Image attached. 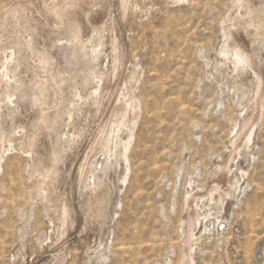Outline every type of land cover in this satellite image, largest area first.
<instances>
[{"label": "rangeland", "instance_id": "obj_1", "mask_svg": "<svg viewBox=\"0 0 264 264\" xmlns=\"http://www.w3.org/2000/svg\"><path fill=\"white\" fill-rule=\"evenodd\" d=\"M263 1L0 0V264H264Z\"/></svg>", "mask_w": 264, "mask_h": 264}, {"label": "bare ground", "instance_id": "obj_2", "mask_svg": "<svg viewBox=\"0 0 264 264\" xmlns=\"http://www.w3.org/2000/svg\"><path fill=\"white\" fill-rule=\"evenodd\" d=\"M249 0H238V3L242 2H246ZM258 1V0H257ZM264 2V1H263ZM256 3V2H255ZM240 4V5H241ZM244 7V6H243ZM250 7V6H249ZM259 7V6H258ZM257 8V7H256ZM255 8V10H256ZM259 9V8H258ZM262 9V8H261ZM264 9V8H263ZM254 10V11H255ZM247 14V13H246ZM54 16L51 15L50 13L47 12L45 20L46 22H53ZM254 21V20H253ZM252 26V25H251ZM223 54L225 55H229L231 57V60L233 62H235L236 64H242V65H246V66H252L254 74L258 80L259 86H261L262 84H260V76H259V71H258V56L256 53V49H254V47L248 43V41L246 40V38L244 37L243 33H241V31H236V32H229L228 37H227V43L226 45L222 48L221 51ZM221 56V55H220ZM228 56V57H229ZM42 58V57H41ZM43 60L46 61L45 57L43 56ZM230 62V61H229ZM5 68V66H3ZM238 67V66H237ZM239 68V67H238ZM243 68V67H242ZM250 69V68H249ZM260 70V69H259ZM5 71V70H4ZM3 79V78H2ZM0 79V141L4 138L5 133H4V129H3V125H2V113L3 111L8 107L7 104L8 103H12L13 101L10 100L12 97H14L15 95H19V101L17 102H22V96L24 95L23 92L25 91V88H27L24 84L18 83V81H16L15 79L13 81H8L6 80H2ZM262 87V86H261ZM259 89V87H258ZM39 92L42 94V92L39 90ZM258 92V90H257ZM39 93V94H40ZM35 95V94H31V97H29L28 99V105L30 106H36L38 103H40L41 95ZM257 94V93H256ZM258 95V94H257ZM261 107H263V102H261ZM252 121V120H251ZM45 122H47V118H45V116H43L42 114L39 115L38 117L34 118L33 121L31 122V132L33 131L34 128H40L41 126H45ZM244 126H246L249 124V120L246 118L244 120ZM250 125V124H249ZM255 127V126H254ZM245 128V127H244ZM253 129V128H252ZM35 130V129H34ZM242 130V129H241ZM247 130V129H246ZM239 134V133H238ZM235 135V134H234ZM237 136V135H236ZM243 144L244 142H249L251 143L252 140V132L249 131V133H246V135L243 134ZM30 140H29V147L33 146V133L29 135ZM241 137V136H240ZM239 139V138H238ZM237 139L234 140H230V146H233V144H235L234 142ZM242 141V140H241ZM239 142V141H238ZM240 144V143H239ZM242 144V143H241ZM237 145V144H236ZM247 145V144H244ZM246 147V146H245ZM239 148V147H238ZM127 151L126 147H123V157L125 156L124 154H126L125 152ZM232 151V150H231ZM122 155V154H121ZM52 160L56 161V152L52 153ZM224 172L227 173L229 172V168L228 166H225L223 168ZM222 170V171H223ZM242 173V171H240ZM126 180V179H125ZM216 194V192H214ZM214 194V195H215ZM211 197H212V193H211ZM214 201V200H212ZM191 207V206H190ZM190 209V208H189ZM190 212V211H189ZM192 219L191 216H188V222H190ZM192 223V222H191ZM190 223V225H191ZM191 251V250H190ZM187 253V252H186ZM183 259L184 262L189 261V256L188 253L187 255H183ZM192 263V262H191ZM190 263V264H191Z\"/></svg>", "mask_w": 264, "mask_h": 264}]
</instances>
